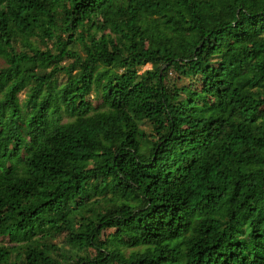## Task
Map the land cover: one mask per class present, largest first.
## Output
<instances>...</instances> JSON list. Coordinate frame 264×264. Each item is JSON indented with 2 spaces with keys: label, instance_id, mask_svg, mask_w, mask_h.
Segmentation results:
<instances>
[{
  "label": "trees",
  "instance_id": "16d2710c",
  "mask_svg": "<svg viewBox=\"0 0 264 264\" xmlns=\"http://www.w3.org/2000/svg\"><path fill=\"white\" fill-rule=\"evenodd\" d=\"M0 54V264H264V0H0Z\"/></svg>",
  "mask_w": 264,
  "mask_h": 264
},
{
  "label": "rangeland",
  "instance_id": "374dc122",
  "mask_svg": "<svg viewBox=\"0 0 264 264\" xmlns=\"http://www.w3.org/2000/svg\"><path fill=\"white\" fill-rule=\"evenodd\" d=\"M50 47H51V44H50ZM41 48L43 49V50H45L46 49V47L43 45V44H41ZM72 61L71 60H65L64 61V64L65 65H68L69 63H71ZM7 67V61H6V58H5V56L3 55V54H0V69H3V68H6ZM152 68V66L149 64V65H147V66H145L143 69H142V72L143 71H145V70H148V69H151ZM64 76L62 75V76H60V80H64ZM177 78H178V75L175 73V72H172L171 74H170V80L172 81V82H174L177 86H181V85H184V84H188V82L189 81H184V80H182V79H180V80H177ZM177 80V81H176ZM26 96H27V94H26V92H24V93H22L21 95H20V99H21V101L23 102V103H25V101H26ZM90 102H91V104H92V108H93V110L94 111H98V110H103V109H105V107H104V105H103V100H102V98H101V95H99V93H98V91H95V92H93L92 94H91V96H90ZM73 121V119H71V118H69V117H65V119H64V122H72ZM143 128H146L147 130H149L150 129V126H149V124H145L144 126H143ZM152 128V127H151ZM115 233V230L114 229H108V230H105L104 232H103V235H102V240H105L106 238H108V237H110L112 234H114ZM0 243L1 244H5V245H7V244H9L8 243V240H6V239H2V238H0ZM53 245H55V246H58L59 248H61L62 250H58V249H55V250H53V255L56 257V259L58 260V261H61V263L62 264H70V262H69V260L68 261H65L64 259H63V255H67L66 253H67V251H69V249H70V246L67 244V242H66V237H65V235H62V236H60V237H58L57 239H54L53 240ZM89 254L91 255V256H94L95 255V252H94V250H89Z\"/></svg>",
  "mask_w": 264,
  "mask_h": 264
}]
</instances>
